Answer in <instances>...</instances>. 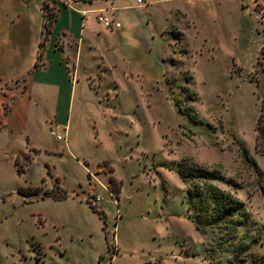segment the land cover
<instances>
[{"label":"rangeland","instance_id":"rangeland-1","mask_svg":"<svg viewBox=\"0 0 264 264\" xmlns=\"http://www.w3.org/2000/svg\"><path fill=\"white\" fill-rule=\"evenodd\" d=\"M170 45L168 51L178 54ZM215 64L137 83L134 91L120 80L118 97H103L106 119L88 158L108 160L114 170L110 189L115 197L120 190L119 204L102 191V205L107 242L119 253L108 250L97 215L40 196L23 202L18 189L41 183V161L19 175L2 159L0 264H96L100 250L101 264L111 257L112 264L264 257V152L255 150L260 113L264 122V77H236L228 62ZM60 168L66 182L76 184L70 164L62 160ZM202 170L211 176L201 178Z\"/></svg>","mask_w":264,"mask_h":264},{"label":"crops","instance_id":"crops-1","mask_svg":"<svg viewBox=\"0 0 264 264\" xmlns=\"http://www.w3.org/2000/svg\"><path fill=\"white\" fill-rule=\"evenodd\" d=\"M258 6L264 0H0V161L12 162L19 175L44 165L40 184L25 183L27 195L18 189L23 202L40 196L97 215L107 244L102 191L118 205L120 190L116 198L110 189L111 163L88 158L106 119L103 97H118L120 80L134 91L137 83L188 75L197 65L210 70L228 62L236 77H264V13ZM46 9L54 14L49 21ZM100 13L120 28L105 29ZM167 42L179 53L172 55ZM62 160L79 177L76 184L59 172ZM94 193L102 197L96 208L105 223L86 201ZM94 257L101 264L104 251Z\"/></svg>","mask_w":264,"mask_h":264},{"label":"trees","instance_id":"trees-1","mask_svg":"<svg viewBox=\"0 0 264 264\" xmlns=\"http://www.w3.org/2000/svg\"><path fill=\"white\" fill-rule=\"evenodd\" d=\"M48 27H49V25H48ZM262 117H263V114L260 113V115L258 117V120H257V124H256L255 150L258 151V152H264V126L261 124V123L264 124V122L262 121ZM18 172H22V169L18 168ZM178 173H179V176H180L181 179L185 178L183 170H179ZM210 176H211V173H209L208 171H203V174L201 175V178H208ZM110 181H111V184H113V183H115L116 180L114 178H110ZM33 192H34L33 194H36L35 190ZM19 193L23 194V195H27L28 194L27 190L22 189V188L19 189ZM114 193L116 194V198H118L119 190H118V192H114ZM44 196H51L52 198L57 199V200H62L64 198H66V194H64V193L55 194V193H46L45 192ZM225 196L227 197V195H225ZM228 200H230V203H232V202L234 203V200H231L230 198ZM92 209L96 213H98L100 218L105 223V215H104V213L102 211L97 210V208H95L93 206H92ZM116 252H117V250L114 253H116ZM228 264H264V257L257 258L255 260L251 261L250 263L244 262L243 260H238V261H229Z\"/></svg>","mask_w":264,"mask_h":264},{"label":"built area","instance_id":"built-area-1","mask_svg":"<svg viewBox=\"0 0 264 264\" xmlns=\"http://www.w3.org/2000/svg\"><path fill=\"white\" fill-rule=\"evenodd\" d=\"M137 3H142V0H137ZM257 3V2H256ZM258 13L260 16H262V14L264 13V7L262 6H258ZM53 11L51 10H44V14L46 16L47 21L51 20L54 17V14H52ZM97 21L107 30H114V29H119L120 28V23L116 22L114 19H112L111 17L100 13L97 15ZM3 109H5V107L2 105ZM50 134L54 137H56L57 140H65V138L63 136H61L60 134H58L55 130L51 129L50 130ZM102 169L105 170V165H102ZM102 197L101 195L94 193V194H88L86 196V201L93 207L96 208V204L97 202L101 201ZM113 234V232H112ZM107 247L108 250H112L111 253L114 254L113 252H115L117 249L114 246L113 242H108L107 243Z\"/></svg>","mask_w":264,"mask_h":264}]
</instances>
